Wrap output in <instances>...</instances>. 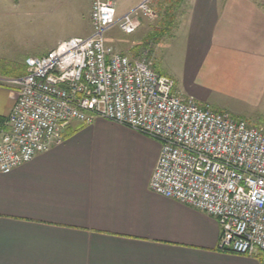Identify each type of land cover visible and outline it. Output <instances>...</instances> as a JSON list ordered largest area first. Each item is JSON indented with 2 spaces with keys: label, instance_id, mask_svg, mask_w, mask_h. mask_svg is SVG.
<instances>
[{
  "label": "crops",
  "instance_id": "1",
  "mask_svg": "<svg viewBox=\"0 0 264 264\" xmlns=\"http://www.w3.org/2000/svg\"><path fill=\"white\" fill-rule=\"evenodd\" d=\"M115 1L121 16L142 0ZM152 5L160 26L157 33L146 32L157 34L160 54L168 41L186 84L161 65L156 70L201 105L264 126V3L152 0ZM181 7V20L170 29L164 16ZM90 16L91 11L88 29L58 38L38 56L63 40L90 35ZM113 36L107 32L108 44ZM21 62L17 74L7 76L26 73ZM18 93L0 84V127ZM160 151L157 139L97 117L91 124L74 122L61 144L9 174L0 172V264H264V254L222 251L215 217L152 190Z\"/></svg>",
  "mask_w": 264,
  "mask_h": 264
},
{
  "label": "built area",
  "instance_id": "2",
  "mask_svg": "<svg viewBox=\"0 0 264 264\" xmlns=\"http://www.w3.org/2000/svg\"><path fill=\"white\" fill-rule=\"evenodd\" d=\"M92 2L90 35L28 56L20 76L0 75L19 92L0 127V172L61 144L74 122L102 117L161 143L152 190L215 217L222 251L264 254V126L182 95L153 60L106 42L113 27L132 34L154 18L152 0L121 16L115 0Z\"/></svg>",
  "mask_w": 264,
  "mask_h": 264
},
{
  "label": "rangeland",
  "instance_id": "3",
  "mask_svg": "<svg viewBox=\"0 0 264 264\" xmlns=\"http://www.w3.org/2000/svg\"><path fill=\"white\" fill-rule=\"evenodd\" d=\"M257 1L264 3V0ZM92 3V0H0V75L17 74L21 61L28 55H41L58 38L88 29ZM182 10L183 7L171 9L164 16L165 25L170 29L176 27ZM160 20L156 11L154 18L132 34H126L115 26L109 31L114 34L109 45L122 53L135 52L136 58L146 56L153 60L154 67L161 65L173 78H178L179 84L181 79L182 84H186L184 76H180L182 62L168 41L162 45L160 54L155 38L157 34L150 36L146 32L152 28L156 32Z\"/></svg>",
  "mask_w": 264,
  "mask_h": 264
}]
</instances>
